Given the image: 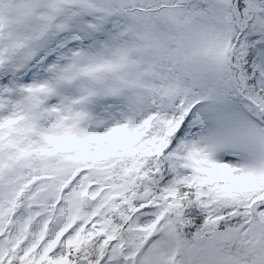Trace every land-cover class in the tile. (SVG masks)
I'll return each instance as SVG.
<instances>
[{
    "label": "snow or ice",
    "instance_id": "snow-or-ice-1",
    "mask_svg": "<svg viewBox=\"0 0 264 264\" xmlns=\"http://www.w3.org/2000/svg\"><path fill=\"white\" fill-rule=\"evenodd\" d=\"M0 264H264V0H0Z\"/></svg>",
    "mask_w": 264,
    "mask_h": 264
}]
</instances>
